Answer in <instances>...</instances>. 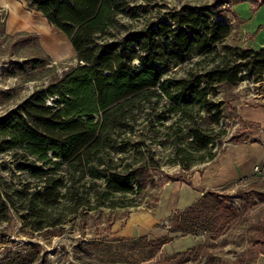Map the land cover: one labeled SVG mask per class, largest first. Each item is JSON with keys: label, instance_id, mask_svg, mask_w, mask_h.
Masks as SVG:
<instances>
[{"label": "trees", "instance_id": "1", "mask_svg": "<svg viewBox=\"0 0 264 264\" xmlns=\"http://www.w3.org/2000/svg\"><path fill=\"white\" fill-rule=\"evenodd\" d=\"M28 1L68 37L77 63L0 116V224L10 221L14 212L25 222L43 219L42 214L68 197L84 200L87 207L92 198L142 194L145 165L128 164L119 170L106 164V158L133 146L117 130L133 128L146 103L151 105L148 116L156 114L159 122L190 118L193 124L185 136H179L183 128L174 134L177 143L190 138L188 144L197 152L208 150L217 138L213 130L197 125L196 116L206 110L213 122L220 121L223 104L215 100L219 85L236 86L249 78L263 87L264 48L224 45L218 50L232 27L219 19L216 4L184 5L164 19L158 16L143 28L117 35L113 30L126 0ZM240 1L246 0L235 3ZM205 61L209 67L199 68ZM179 65L186 67L182 75L173 70ZM180 145L176 155L183 163L191 152ZM182 154L187 156L182 159ZM9 165L19 174H8ZM218 204L227 224L237 218L233 206L205 195L175 215L171 232L195 234ZM52 220L45 224L55 228L65 221Z\"/></svg>", "mask_w": 264, "mask_h": 264}, {"label": "rangeland", "instance_id": "2", "mask_svg": "<svg viewBox=\"0 0 264 264\" xmlns=\"http://www.w3.org/2000/svg\"><path fill=\"white\" fill-rule=\"evenodd\" d=\"M126 1L127 6L117 17L118 25L113 30L117 35L143 28L158 16L164 19L171 10L184 5L216 4L223 23L230 20L233 10L236 19L253 38L249 41L251 47L264 48L261 44L264 42V0H257L258 4L250 0L237 3L236 0ZM224 45L238 44L230 36L218 50ZM36 60L40 63L36 64ZM76 63V52L68 37L46 20L45 46L35 34L3 37L0 40V116ZM181 67L173 70L182 75L186 67ZM201 67L208 68L209 62L205 61ZM260 86L249 78L236 86H218L215 100L223 104L220 121L213 122L206 110L196 116L197 125L213 130L217 138L208 150L197 152L189 146L190 138L177 143L174 134L183 128L179 136H185L193 124L190 118L184 117L181 123H176L178 117L159 122L154 118L156 114L148 116L151 105L146 103L133 128L117 130L120 138L133 146L125 152L113 151L111 158H106V164L119 170L128 164L145 165L147 170L142 179L146 188L142 194H113L105 201L92 198L87 207L84 200L74 202L68 197L42 214L43 219L31 218L26 222L14 212L10 221L0 224V264H253L264 247L261 243L264 241V171L206 194L208 199L233 206L238 215L230 223L224 220V210L218 204L215 214L198 226L195 234L172 233L171 227L175 215L186 210L176 208L173 202L179 183V191L184 194V183H191L195 170L211 156H217L223 147L237 141L240 135L245 137L242 133L247 125L240 123L234 100L253 91L260 92ZM162 105L161 101L158 111ZM179 144L191 152L188 156L182 154V159L187 156L183 163L176 155ZM4 160L9 161L8 156ZM187 164L191 166L185 169ZM9 169L8 174H19L16 166L9 165ZM77 186L79 188V184ZM51 212L53 215L48 219ZM147 215L154 216V222L151 227L146 226L144 235H121L133 218L140 216L145 220ZM57 217L65 220L64 223L55 228L45 224ZM41 224L43 229L40 230ZM164 238H169L168 242L160 246ZM258 240L260 242L256 243Z\"/></svg>", "mask_w": 264, "mask_h": 264}, {"label": "crops", "instance_id": "3", "mask_svg": "<svg viewBox=\"0 0 264 264\" xmlns=\"http://www.w3.org/2000/svg\"><path fill=\"white\" fill-rule=\"evenodd\" d=\"M229 19L232 27L231 37L239 46L252 48L249 41L253 38L246 33V28L236 19L233 10ZM45 20L47 21L45 15L31 8L28 0H0V40L3 37L35 34L45 46ZM47 23L49 24L48 21ZM261 44L264 46V42ZM233 105L237 108L240 123L247 125L242 133L245 137L240 135L237 141L223 147L217 156L204 163L200 170H195L191 183H184V194L182 190L179 191L181 182L179 183L173 199L176 208L187 209L194 206L209 191L221 189L264 171V84L260 92L239 97L234 100ZM256 166H260L259 171H255ZM153 222L154 216L151 215H147L145 220H141L140 216L133 218L122 230L121 235H144L146 228L151 227ZM259 242L260 240L256 243ZM259 252L253 264H264V247Z\"/></svg>", "mask_w": 264, "mask_h": 264}, {"label": "built area", "instance_id": "4", "mask_svg": "<svg viewBox=\"0 0 264 264\" xmlns=\"http://www.w3.org/2000/svg\"><path fill=\"white\" fill-rule=\"evenodd\" d=\"M252 93L255 94V93H257V92H254V91H253ZM259 170H260V166H256V167H255V171H259Z\"/></svg>", "mask_w": 264, "mask_h": 264}]
</instances>
